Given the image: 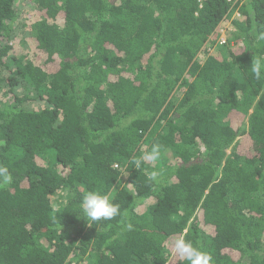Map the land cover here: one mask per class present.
<instances>
[{
    "label": "trees",
    "instance_id": "obj_1",
    "mask_svg": "<svg viewBox=\"0 0 264 264\" xmlns=\"http://www.w3.org/2000/svg\"><path fill=\"white\" fill-rule=\"evenodd\" d=\"M260 33L264 0H0V264H264ZM97 189L121 215L88 224Z\"/></svg>",
    "mask_w": 264,
    "mask_h": 264
},
{
    "label": "clouds",
    "instance_id": "obj_2",
    "mask_svg": "<svg viewBox=\"0 0 264 264\" xmlns=\"http://www.w3.org/2000/svg\"><path fill=\"white\" fill-rule=\"evenodd\" d=\"M238 17V16H237ZM222 36L220 35L219 41ZM259 39L264 40V33L259 34ZM227 45L228 40H226ZM251 73L259 80L264 78V56L253 55L251 61ZM162 156V146L160 144H154L149 153L144 154L140 158L133 159L132 164L136 169H140L144 161H158ZM148 180L154 183L160 182V173L152 171ZM13 182V175L9 168L4 165H0V189L6 188ZM81 217H83L89 224H95L100 221H109L117 216L121 215V209L118 204H115L112 198L104 193L102 190H91L86 192L81 200L80 206ZM129 229L131 225H128ZM175 250L177 254L184 258L186 264H210V256L203 253L197 247H194L191 242L187 240H177L175 243Z\"/></svg>",
    "mask_w": 264,
    "mask_h": 264
},
{
    "label": "rangeland",
    "instance_id": "obj_3",
    "mask_svg": "<svg viewBox=\"0 0 264 264\" xmlns=\"http://www.w3.org/2000/svg\"><path fill=\"white\" fill-rule=\"evenodd\" d=\"M23 8V10L24 11H22V13H21V20H18V22H17V28H16V33H15V35H16V37L18 38V40H21V38H22V36H23V34L25 33V31L27 30V27L25 26V22L28 20V18H30V17H32V16H34V14H35V11H34V9H33V6L31 5V6H29V4H27L26 6H23L22 7ZM237 16V15H236ZM233 32H234V29H233V27L231 26V24H229V23H225L224 25H222V27H221V29H220V35L222 36V37H224L226 40H229L230 38H231V36H232V34H233ZM13 43H15V42H13ZM217 45H220V46H222L221 45V41H219L218 43H217ZM28 47V46H27ZM215 50H217L216 51V53L219 51V47H215ZM214 51V50H213ZM3 92V91H2ZM19 93H20V95L23 93V91L22 90H20L19 91ZM180 98V94H178V97H176V100H178ZM29 108H37L38 109V107H40V106H42V104L40 103L39 104V102H36V103H33L32 105L31 104H28L27 105ZM63 198H64V193H59V194H57L55 197H54V201L56 202V201H61V200H63Z\"/></svg>",
    "mask_w": 264,
    "mask_h": 264
},
{
    "label": "built area",
    "instance_id": "obj_4",
    "mask_svg": "<svg viewBox=\"0 0 264 264\" xmlns=\"http://www.w3.org/2000/svg\"><path fill=\"white\" fill-rule=\"evenodd\" d=\"M235 0H228V2L229 3H233ZM197 2L200 4V6H202L203 5V3L205 2V0H197ZM238 17H240V14L239 13H237L236 14ZM226 39L224 38V37H222L221 38V43L224 45V44H226Z\"/></svg>",
    "mask_w": 264,
    "mask_h": 264
}]
</instances>
